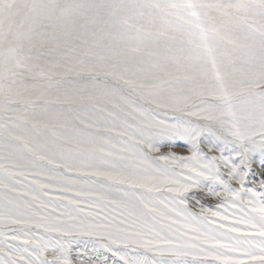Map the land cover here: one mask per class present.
<instances>
[{"label": "snow or ice", "instance_id": "1", "mask_svg": "<svg viewBox=\"0 0 264 264\" xmlns=\"http://www.w3.org/2000/svg\"><path fill=\"white\" fill-rule=\"evenodd\" d=\"M0 42V264H264V0H0Z\"/></svg>", "mask_w": 264, "mask_h": 264}, {"label": "rangeland", "instance_id": "2", "mask_svg": "<svg viewBox=\"0 0 264 264\" xmlns=\"http://www.w3.org/2000/svg\"><path fill=\"white\" fill-rule=\"evenodd\" d=\"M28 2H30V0H16V3L18 5H23V4L28 3ZM24 11L25 10L23 8H18L16 11H14L11 20L5 21L6 27L9 24H12L14 27L15 24L18 23L21 16L24 14ZM2 46H3V44H2V42H0V47H2ZM169 150H175L178 154H187V151H188L187 148L184 146L183 142H181L179 145H177L174 149H164V151H169ZM0 194H2V193H0ZM52 194L56 195V193H52ZM208 203H211L214 205L215 201L214 200L208 201Z\"/></svg>", "mask_w": 264, "mask_h": 264}, {"label": "bare ground", "instance_id": "3", "mask_svg": "<svg viewBox=\"0 0 264 264\" xmlns=\"http://www.w3.org/2000/svg\"><path fill=\"white\" fill-rule=\"evenodd\" d=\"M5 27H6V22H5Z\"/></svg>", "mask_w": 264, "mask_h": 264}]
</instances>
